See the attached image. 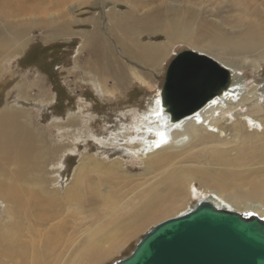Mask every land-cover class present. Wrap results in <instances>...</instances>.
Wrapping results in <instances>:
<instances>
[{"label": "bare ground", "instance_id": "bare-ground-1", "mask_svg": "<svg viewBox=\"0 0 264 264\" xmlns=\"http://www.w3.org/2000/svg\"><path fill=\"white\" fill-rule=\"evenodd\" d=\"M125 1L130 3L125 13L120 16H115L116 12L109 14L111 32L113 31L115 37L113 40L122 47L121 55L126 54L136 63L140 61L154 66L150 72L159 73L166 56L174 51H170L171 42L187 38L193 30L180 17L176 19L173 15L158 14V7L167 0H134L133 4L131 0ZM148 5L151 7L147 8L153 9L150 14L144 12ZM19 9L21 7L13 12V16L19 17L20 12L24 15V10ZM25 13L27 14V10ZM36 15L27 16V19L34 23L37 20ZM96 20L95 18L92 23L94 30L84 38L93 47L92 61L97 62L96 65L93 64L95 68L91 69L97 70V77L111 75L115 80L113 84L125 82L126 65L120 62L112 43L102 34H98L100 31L96 30ZM162 26L165 29L159 30ZM23 27V23L17 22L0 29L1 52H15L24 47L30 32ZM44 29L47 33L43 36L45 39L65 37L68 31L67 24L62 20L52 26L46 25ZM157 29L164 33L166 41L154 45L137 41L140 35ZM240 37L243 61L250 52H257L259 56L264 54V33L251 27V31H246ZM197 48L193 46L192 50L225 67L229 71L230 80L221 91L222 87H218L219 91L201 106L178 118L170 112L163 89L154 96L147 109L137 116L133 125L135 133H130L128 138L134 159L142 164L145 180L138 189H132L133 194L127 197L129 201L126 207H112L102 218L89 224L84 229L85 237H75V228L71 234L68 233L77 217L68 219V215L59 206L64 201L78 204L81 195H85L89 201L94 190L90 187L84 192L85 183L89 181L87 177L90 175L92 179L95 175L98 177L96 181L102 182L99 177L104 172L110 174V170L117 171L115 167L121 165L122 161L118 158L116 161L104 163L93 157L84 158L65 190L50 187V178L42 179V176L35 175L36 172H41L37 171L39 150L36 145L37 136L30 124L22 122L19 111L12 106L0 110V202L3 204V214L9 219L5 224H0V262L102 263L120 250L119 248L127 245L131 237L148 229L149 224L177 213L179 209L190 208L188 200L194 193L192 184L198 179L204 184V188L201 198L196 199L197 202L202 199L209 200L217 207H225L242 214L253 213L264 219V119L260 118L264 117V108L257 101V85L252 83L247 88L243 82L234 81L238 76L236 66L221 60L213 51L211 54V51L209 53L205 49ZM250 67L255 69L257 65ZM249 103L252 105L247 107L245 116L250 121L247 124H251L254 129L250 130V134H245L246 120L236 119L230 129L232 137H228L226 122L229 117L238 115L241 107ZM240 141L247 144L240 145ZM256 165L258 169H255ZM243 172H247L246 176H243ZM104 192L108 194V189H104ZM56 219L58 220L52 223ZM113 236L115 238L111 240Z\"/></svg>", "mask_w": 264, "mask_h": 264}, {"label": "rangeland", "instance_id": "rangeland-1", "mask_svg": "<svg viewBox=\"0 0 264 264\" xmlns=\"http://www.w3.org/2000/svg\"><path fill=\"white\" fill-rule=\"evenodd\" d=\"M39 1L40 5L36 3ZM57 1H0V29L7 27L9 23L20 22L24 25L23 29L30 32V37L22 49L9 53L1 52L0 49V110L12 106L19 111L22 122L26 121L30 124L29 126L37 136L36 145L39 150L37 171L41 172H36L35 175L42 176V179L50 178V187L65 190L84 158L93 157L104 163L116 161L118 158L122 161L121 165H116L117 171L110 170V174L104 172L99 177L103 180L102 182H97L98 177L95 175L92 179L90 175L87 177L89 181L85 183L84 192H87L90 187L95 192V194L91 193L93 197L89 201L86 200L85 195H81L80 203L75 204L74 201L64 203L66 202L64 201L59 206L68 215V219L77 217L68 233L71 234L75 228V237L80 235L85 237L84 229L89 224L102 218L112 207H126L129 201L127 197L131 196L133 190L138 189L144 182L142 164L134 159L128 145V138L130 133L131 135L135 133L133 125L137 116L147 109L150 101L163 89L167 67L180 52L192 50L195 46L209 53L211 51V54L214 53L221 60L232 63L237 67V75L240 76H236L234 81L243 82L242 84H246L247 88L252 83L257 85L259 99L257 101H260L264 108V54L259 56L257 52H250L243 61L241 52L243 50H240L239 42L242 38L240 36H243L246 31H251V27L259 33H264V0H191L190 2L167 0L160 4L158 14L173 15L176 19L180 17L179 19L185 21L189 29L193 31L189 32L187 38L171 42L170 51L172 49L174 51L166 56L159 73L150 72L154 66L140 61L136 63L126 54H123L125 57L121 55L122 47L113 40L115 37L113 31L111 32L112 23L109 20V14L116 12L115 16L122 15L130 7V3L125 0H60L61 2L58 3ZM131 1L133 4L134 0ZM18 7H21L19 10H24L22 12L24 15L20 12L19 17L13 16V12L15 13ZM147 7L151 5L145 8ZM33 10L37 12L34 11L37 14L36 23H31L32 21L27 19V16H35L34 12L31 14ZM152 10L147 8L144 12L150 14ZM95 18L96 22L98 21L96 30L100 31L98 34H102L112 43L120 62L126 65L125 82L113 84L115 80L111 75L109 77L105 74L104 78L97 77V70L91 69L95 68L94 65L97 62L92 61L93 47L85 42L84 38H87L86 35L94 30L92 23ZM60 20L67 24L68 31L65 37L45 39L43 36L47 33L44 27L52 26ZM70 28L72 30H69ZM164 29L162 26L159 30ZM159 30L144 33L137 41L147 45L166 41L164 33ZM217 52L218 54H215ZM254 65H257L255 69L250 67ZM158 68L159 65H157ZM92 70L94 73L91 72ZM251 105V103L244 105L238 115L229 117L226 122L229 128H226L228 137H232L230 129L232 122L236 119L246 120L244 121L247 126L245 134L254 129L251 124H247L250 121L248 122L245 116L247 107ZM260 118L264 119V117ZM254 162L258 164L257 160ZM255 167L258 169L257 165ZM246 174L247 172H243V176ZM103 177L107 178L103 179ZM192 186L194 193L188 200V206L191 207L197 202L196 199L201 198L204 184L198 179ZM104 189H108L109 195L104 192ZM75 206H77L76 209ZM191 207L187 210L179 209L177 213L149 224L148 229L131 237L127 245L119 248L120 250L98 264H112L127 256L139 238L154 225L184 214ZM0 218V224H5L9 220L3 214L1 202ZM57 220H53L52 223ZM114 238V236L111 237V240ZM50 263L69 264L64 261Z\"/></svg>", "mask_w": 264, "mask_h": 264}, {"label": "water", "instance_id": "water-1", "mask_svg": "<svg viewBox=\"0 0 264 264\" xmlns=\"http://www.w3.org/2000/svg\"><path fill=\"white\" fill-rule=\"evenodd\" d=\"M229 80L225 67L187 49L169 63L162 92L178 118ZM112 264H264V219L202 199L188 212L154 225Z\"/></svg>", "mask_w": 264, "mask_h": 264}, {"label": "snow or ice", "instance_id": "snow-or-ice-1", "mask_svg": "<svg viewBox=\"0 0 264 264\" xmlns=\"http://www.w3.org/2000/svg\"><path fill=\"white\" fill-rule=\"evenodd\" d=\"M162 142V141H161Z\"/></svg>", "mask_w": 264, "mask_h": 264}]
</instances>
